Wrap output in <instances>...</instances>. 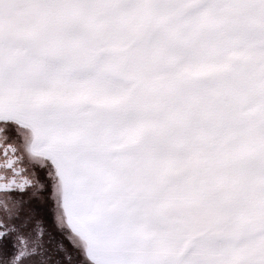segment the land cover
I'll return each instance as SVG.
<instances>
[{
  "label": "snow or ice",
  "instance_id": "obj_1",
  "mask_svg": "<svg viewBox=\"0 0 264 264\" xmlns=\"http://www.w3.org/2000/svg\"><path fill=\"white\" fill-rule=\"evenodd\" d=\"M0 264H264V0H0Z\"/></svg>",
  "mask_w": 264,
  "mask_h": 264
}]
</instances>
